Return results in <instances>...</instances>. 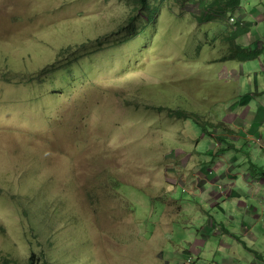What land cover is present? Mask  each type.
I'll list each match as a JSON object with an SVG mask.
<instances>
[{
    "label": "rangeland",
    "instance_id": "1",
    "mask_svg": "<svg viewBox=\"0 0 264 264\" xmlns=\"http://www.w3.org/2000/svg\"><path fill=\"white\" fill-rule=\"evenodd\" d=\"M196 1L160 0L130 35V0H0V264L188 261L214 208L187 177L205 145L220 160L233 142L221 119L264 81L257 45L226 37L236 10L200 20ZM223 241L212 232L206 262L188 264H254L250 250L264 251V236L228 253Z\"/></svg>",
    "mask_w": 264,
    "mask_h": 264
},
{
    "label": "crops",
    "instance_id": "2",
    "mask_svg": "<svg viewBox=\"0 0 264 264\" xmlns=\"http://www.w3.org/2000/svg\"><path fill=\"white\" fill-rule=\"evenodd\" d=\"M236 18L240 25L246 28V32L240 34L235 39V42L237 41L240 48L243 46L250 47V43H255L258 48V54L261 57L260 69L264 70V58H262L264 56V0H241L240 5L236 8ZM250 69L251 72H248L245 76L250 77L252 72L258 70L257 68ZM245 76L242 75L239 78L244 79ZM241 82L244 85L247 83V81ZM262 84H264V81H256L254 85L249 87L251 91L232 105L233 111L237 114L235 119L232 121H225L224 118L221 119V121L230 126V128L225 127L224 129L228 132L231 131L229 135L233 139L229 140L233 142L222 146V150L225 152H222L223 155L220 160L214 161L209 158L208 153L204 151L206 149L205 145L198 151V162L195 165L196 167H194L193 175L190 176L192 179H188L189 177H187L186 184H188L191 192L199 194V199L203 202V206L200 204L199 206H202V208L212 206L216 215H220L223 212L222 218H224L225 222H221L217 217L214 218L213 213L207 212L208 220H206L207 218H203V221L207 223L201 226L200 230L196 233V235L199 233V237L197 236L195 241L188 240L189 253H191L189 258L193 257V260L198 259V261L202 260L206 262L207 259L205 257L209 255V251L204 250L203 247L206 244V238L210 237L212 232L224 233L232 240V243L223 241L222 244L228 247L225 253H228L232 247L234 243L233 239L242 243L246 249L250 250L247 246V240L254 245L255 242H259L261 237L264 236V155L261 154L260 156V152L264 149V87ZM254 87L256 92L253 90ZM225 132L220 131L219 133L225 136L227 135ZM244 147L247 148L249 153L244 151ZM207 149L209 150L208 144ZM226 152L228 156H224ZM193 160H189L188 162ZM247 161L251 166L250 168L247 167ZM186 162L184 161V163ZM206 163H213V167L210 165V168H207ZM230 163H232L230 165L231 169L228 171L225 169V166ZM236 167H239V169ZM221 170L223 174H217L222 172ZM199 182L215 184L220 190L212 187L210 190L195 192ZM225 206L229 207L230 211L231 207H234L233 213L227 216L224 210ZM236 213L242 215L241 221L240 218L234 216ZM203 215L205 214H201L200 216ZM229 218L232 221H238V223L232 225V222L228 220ZM233 227L238 228L241 236L231 231ZM204 229H208L207 234ZM246 238L247 240H244ZM250 251L254 253V264L260 260L257 256H264L262 249H252ZM216 253H219L218 250ZM230 257L231 260H227L221 264H229L238 258L235 255H230ZM184 264H188V262L185 261Z\"/></svg>",
    "mask_w": 264,
    "mask_h": 264
},
{
    "label": "trees",
    "instance_id": "3",
    "mask_svg": "<svg viewBox=\"0 0 264 264\" xmlns=\"http://www.w3.org/2000/svg\"><path fill=\"white\" fill-rule=\"evenodd\" d=\"M160 0H130V5L132 6L131 12L129 15V18L124 23V26H122V31H124L126 34L134 35L138 31L139 22L141 20V13H145L147 15V18L150 20L152 16H155V14L158 11V3ZM182 2H185L187 0H180ZM241 0H197L196 3L198 7L201 9V17L200 20H209L211 18H215L218 16L226 17V14H228L227 10H231L232 12L236 10V8L240 5ZM233 17V16H232ZM233 24L236 25L234 30L228 31L226 37L229 38L230 41L234 42L235 39L240 35L246 32V28L242 27L238 21ZM127 30V31H126ZM237 49H240V47L237 45ZM169 114L177 115L181 118H190L194 117L198 121L200 119L197 117L196 113H193L191 111H187L184 109H175L173 111H169ZM223 121H220L221 126L224 125ZM220 126V125H219ZM223 128V126H222ZM208 127H205V130H207ZM264 175V171H263Z\"/></svg>",
    "mask_w": 264,
    "mask_h": 264
},
{
    "label": "clouds",
    "instance_id": "4",
    "mask_svg": "<svg viewBox=\"0 0 264 264\" xmlns=\"http://www.w3.org/2000/svg\"><path fill=\"white\" fill-rule=\"evenodd\" d=\"M231 20H235V19L232 17ZM235 27H236V25H235ZM259 138L261 139V137H259ZM192 260L193 259L189 258L187 262L190 263V262H192Z\"/></svg>",
    "mask_w": 264,
    "mask_h": 264
},
{
    "label": "built area",
    "instance_id": "5",
    "mask_svg": "<svg viewBox=\"0 0 264 264\" xmlns=\"http://www.w3.org/2000/svg\"><path fill=\"white\" fill-rule=\"evenodd\" d=\"M260 139V138H259ZM259 143H261L259 140H258Z\"/></svg>",
    "mask_w": 264,
    "mask_h": 264
}]
</instances>
